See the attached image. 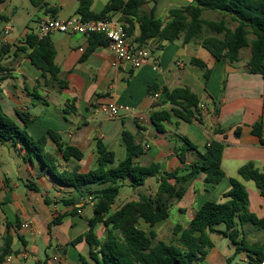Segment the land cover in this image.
<instances>
[{
	"label": "crops",
	"instance_id": "0c3cea01",
	"mask_svg": "<svg viewBox=\"0 0 264 264\" xmlns=\"http://www.w3.org/2000/svg\"><path fill=\"white\" fill-rule=\"evenodd\" d=\"M109 1L93 0L92 11L101 12ZM146 1L143 10L150 12L154 9L155 16L165 23L169 20L170 10L193 4L192 0H159L157 4L153 0ZM44 2L42 6L34 5L32 0H5L0 3V13L8 18L0 24V33L11 28L6 43L0 40V53L8 50L0 57V103L9 117L22 124L18 113L30 115L32 123L28 131L36 139L50 130L60 133L64 141L83 151L82 161L71 162L79 164L83 173L96 168L98 142H103L115 152L117 162L126 158V145L122 138L124 130L131 132L136 144L144 148L137 160L141 165L159 163L168 172L190 166L199 159L198 153L192 151L186 155V164L181 163L178 154L184 146L182 136L202 155L206 154L212 141L226 143L222 158L225 177L217 184H206L203 174L192 177L185 184L184 197L171 208V215L178 219L177 224L170 222L171 215L154 227L140 220L138 227L146 234L155 231L157 240L177 244L178 236L174 231H161L163 227L172 224L173 230L177 225L188 228L205 202L226 200L225 194L231 189L232 178L245 184L251 212L264 218V198L259 189L252 185L253 181H245L239 176V169L247 163H254L264 170V143L253 134L254 126L262 123L264 139V76L247 71L250 50L244 53L243 49L242 59L231 65L217 60L199 40L184 44L183 37H180L172 43H160L155 38L148 41L147 47L159 69L154 68L153 62L134 69L126 63L115 65V56L108 44L88 53L91 37L54 33L50 38L57 50L56 63L61 68V78L67 83V88L59 90L38 84L42 71L29 59L31 49L21 48L27 47L25 40L31 32L38 34L39 25L44 20L78 15L79 0ZM50 9H54V14ZM121 15L117 14L116 18ZM203 17L219 20L222 15L204 11ZM139 34V24L134 21L130 35L132 44ZM195 59L204 62L206 68L195 64ZM207 70L210 77L205 83ZM178 88H188L199 98L200 114L191 122L173 118L165 122L164 131L159 132L152 122V115L162 109L171 111L172 105L153 103L149 94ZM110 103L128 106L137 114H123L114 120L96 114L98 105ZM217 130L225 132L219 134ZM238 130L240 134H237ZM46 149L60 155L57 145L51 140ZM60 164L62 168L67 166L62 161ZM40 173L39 163H26L16 146L11 142H0V253L4 238L9 236L13 240L14 253L7 264H81L83 257H90L86 237L90 229L88 221L94 216L93 199L88 195H77L78 211L69 215L61 225L49 228L56 215L72 212L73 207L62 202L72 193L56 186L49 176H41ZM129 185L127 182L125 187L133 189L132 193L126 194L119 203L116 201L111 213L130 201L139 200L140 194L153 196L158 190L155 178L148 179L140 187L145 188L144 191L137 192ZM18 221L20 227L17 226ZM25 224L28 227H24ZM222 230L216 229L210 237L214 242V235L222 236L227 249L221 251L214 243L208 255L195 264H224L234 255L236 246L221 234ZM246 231L250 243L264 239V233L253 226H247ZM96 234L104 239L107 231L103 225H98ZM235 262L248 264L247 253L239 254Z\"/></svg>",
	"mask_w": 264,
	"mask_h": 264
},
{
	"label": "trees",
	"instance_id": "16d2710c",
	"mask_svg": "<svg viewBox=\"0 0 264 264\" xmlns=\"http://www.w3.org/2000/svg\"><path fill=\"white\" fill-rule=\"evenodd\" d=\"M4 1L0 0V3ZM153 1L157 4L159 0ZM192 1L193 4L189 6L170 10L167 23L155 16L154 9L150 12L143 10L146 0H110L99 13L92 11L93 0H79L77 14L84 20H103L116 18L121 13L119 20L125 24L129 36L133 32L134 21L139 24L140 34L135 39V45L139 47L147 46L148 41L155 38L160 43H172L180 37H183L184 44L199 40L217 60L231 65L242 59L243 49L249 48L251 57L247 71L264 76V0ZM32 2L36 6L45 4L44 0ZM204 11L217 12L222 18L205 19ZM50 12L54 14L55 11L50 9ZM7 20L0 13V24ZM90 37L91 49L88 53L108 44L104 35L93 34ZM25 44L27 47L21 49H31L28 57L42 71L38 84L57 87L59 90L67 88V83L61 78V68L56 63L57 50L50 36L40 38L31 32ZM6 52L8 50L4 49L0 57ZM193 62L203 69L206 68L205 63L198 59ZM209 77L210 71L207 70L204 74L205 83ZM38 97L43 100L42 96ZM158 102L160 106L172 105L171 111L162 109L152 115V122L159 132H163L164 123L173 118L191 122L200 114V100L188 88L173 91L163 89ZM18 114L22 124L9 117L0 103V142H11L18 148L26 163H39L41 176H49L56 186L72 193L70 197L62 200L65 206L73 207L72 212L56 215L49 228L61 225L69 215L78 211L77 195H88L93 199L94 216L88 221L90 229L86 237L90 246V257H83L81 264H195L214 248L210 233L216 231V226L219 225L225 226L221 234L236 246L234 255L224 264H239L235 261L242 252L247 253L248 264L264 263V239L250 243L246 231V227L250 225L264 233V218L251 212L247 187L237 178L231 179V189L225 194L224 202H205L188 228L182 225L175 227L177 244L157 240L155 231L146 234L138 227L140 220L154 227L168 219L173 204L184 197L185 184L192 177L203 174L206 184L221 182L225 177L222 158L226 143L214 140L207 146L206 154L202 155L182 136L184 146L178 154L181 163L186 164V155L192 151L198 153L199 159L190 166L168 172L159 163L141 165L137 160L143 154L144 148L136 144L135 136L131 132L124 130L122 138L126 145V158L117 162L115 152L103 142H98L96 168L83 173L79 164L71 163L73 160H83L84 153L81 149L70 145L63 140L60 133L52 130L41 138L32 137L28 131L32 123L31 116L22 112ZM216 132L222 134L225 131ZM237 134H240V130ZM253 134L264 143L262 123L254 126ZM49 140L57 145L59 156L47 151ZM61 161L67 163V166L62 168ZM239 176L245 181H253L264 198V170L256 167L254 163H247L239 169ZM150 178H155L158 183L155 195L140 194L139 200L130 201L111 213L127 182L130 187L137 189L144 186ZM98 225H103L107 231L104 239L98 238L96 234ZM17 226L20 227V221ZM19 238L23 239L20 236ZM80 240L82 238L78 241ZM12 245V238L5 237L0 264H7L8 257L14 253Z\"/></svg>",
	"mask_w": 264,
	"mask_h": 264
},
{
	"label": "built area",
	"instance_id": "2783aa9c",
	"mask_svg": "<svg viewBox=\"0 0 264 264\" xmlns=\"http://www.w3.org/2000/svg\"><path fill=\"white\" fill-rule=\"evenodd\" d=\"M11 28H6L0 33V40L6 43ZM54 33L79 34L90 37L93 34L104 35L108 42V47L115 56V65L129 64L132 68L138 69L153 62L155 69H159V64L153 61L151 51L147 46H137L132 44L125 24L119 18L103 20H84L81 15H75L66 19L49 18L40 23L38 36L44 38ZM161 98V93L154 92L149 94V99L155 103ZM96 114L114 120L123 114L136 115V111L128 106L117 105L114 103L100 104L95 109ZM24 227H28L25 224ZM11 258L8 257L7 261ZM264 264V263H263Z\"/></svg>",
	"mask_w": 264,
	"mask_h": 264
},
{
	"label": "rangeland",
	"instance_id": "374dc122",
	"mask_svg": "<svg viewBox=\"0 0 264 264\" xmlns=\"http://www.w3.org/2000/svg\"><path fill=\"white\" fill-rule=\"evenodd\" d=\"M164 1H165V0H164ZM35 25H36V23L33 24L34 27H35ZM251 38H252V37H251ZM249 50H250L249 48H245V49H244V53H246V51H249ZM252 185H254V187H256L254 182H252ZM131 189H132V188H131ZM144 189H145V188H138V189H136V190H137V192H138V190L144 191ZM132 190H133V189H132ZM132 190H130V189L124 187V188L122 189V192H121L120 197H118V199H117V203H119V202H120V201L126 196V194H128V193H132V192H130V191H132ZM185 221H186V219H185ZM185 221H184V222H185ZM170 222H171L172 224H177L178 219L175 217L174 214L171 215V217H170ZM172 224H170V225H166L165 227H163V229H162L161 231H166L167 233H168L169 231H174V230H173V227H172ZM216 229H220V230L223 229V230H224V229H225V226H224V225H219V226H216ZM213 240H214V243H215V245L217 246V248H218L219 250H221V251H224V249L226 248V245H227L226 240H225V239L223 240V237H222V236L220 237V235H218V234L213 236ZM226 249H227V248H226Z\"/></svg>",
	"mask_w": 264,
	"mask_h": 264
}]
</instances>
